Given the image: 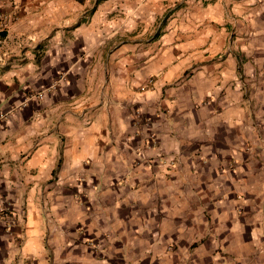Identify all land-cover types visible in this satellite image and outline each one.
Returning a JSON list of instances; mask_svg holds the SVG:
<instances>
[{
    "label": "crops",
    "instance_id": "1",
    "mask_svg": "<svg viewBox=\"0 0 264 264\" xmlns=\"http://www.w3.org/2000/svg\"><path fill=\"white\" fill-rule=\"evenodd\" d=\"M9 3V34L49 44L0 66V205L24 211L0 216V264H264V0ZM181 136L210 140L198 173Z\"/></svg>",
    "mask_w": 264,
    "mask_h": 264
},
{
    "label": "rangeland",
    "instance_id": "2",
    "mask_svg": "<svg viewBox=\"0 0 264 264\" xmlns=\"http://www.w3.org/2000/svg\"><path fill=\"white\" fill-rule=\"evenodd\" d=\"M9 2L13 1V0H7ZM10 7L7 10H0V66L1 67H5V68H11V65L13 64V58L17 56V53L19 52L18 50L21 51V49L25 46L24 49L27 48V44L25 40H30V42H33V44L35 45L34 50H36V59L38 61L39 58H41V56L44 55V51L46 50V47H48L47 45L49 44L48 41H38L37 38L35 40L34 36H25L21 37V36H12L10 33V24L11 22H13V19L16 16V11L13 10V8L11 9V4L9 3ZM88 8L89 6H84V9L81 11L79 9H77V7H69L66 10V14L63 16L64 18L67 19H73L74 23L75 21H78V18H82L84 20H86L87 22H92L93 18L96 20L100 21V24L104 25L102 19H108L109 21L112 20H116L118 21V23H121L122 20L119 18H123L124 14L122 12V10H111V9H107L104 8L102 10H100L99 12H103L102 14H99V16H97V13L92 15L88 13ZM41 12V11H40ZM172 12L170 11V9H167L164 14L161 17V24L165 23L167 18L170 16ZM96 15V16H95ZM114 23V22H111ZM163 24L159 27V29L157 30V34L160 33V30L163 26ZM113 25V24H111ZM107 25H105L104 27H106ZM111 28V27H110ZM155 30V29H154ZM105 32H103L102 34H104ZM115 36V35H114ZM115 39L113 40V37L111 39H109L108 41L113 40L111 43H108L106 45V47L104 48L105 50H109V49H115L118 42L120 43V41H124L127 36L124 35V33L121 32V34H117L116 37H114ZM38 41V42H37ZM31 44L30 46L32 47ZM65 44V43H64ZM63 43H59V42H54L53 45L56 46L58 45L59 47L61 46L62 49L67 48L66 45H64ZM33 48H31L32 50ZM54 49V48H53ZM18 51V52H17ZM23 51V50H22ZM33 52V51H32ZM22 52H20L21 54ZM60 60H59V67H64L68 64H70L74 58L73 56L69 57L67 59L64 58V54H58ZM81 59L84 60H88V58L86 57V53H82L81 55H79ZM52 58H50V61L53 59H56V57L50 56ZM63 57V58H62ZM62 58V59H61ZM96 60H98L99 64L103 67H105V64L107 62V59L105 58V56L103 57H95ZM46 61H48L49 63V59H46ZM53 65V63H52ZM0 67V68H1ZM64 73V72H63ZM63 73H59L54 79H57L58 76L60 77L61 74ZM54 83V82H53ZM3 114V113H0ZM4 115V114H3ZM235 132L233 130H221V131H217L215 135H212L214 137H211V143H215L213 144L215 146V148H223V147H235V146H239V140L235 137ZM209 138H202V137H194L191 140L190 139H185L183 138V136H181L179 138V142H180V153H179V157L184 156L187 158V156H189V160L195 162L196 167L193 168L194 169V173H198V171L201 169V166L204 165L206 163V161L208 160L205 155H203L202 153V148L204 147V145L206 143H208ZM210 142V140H209ZM223 150V149H222ZM188 151L190 152V154H188ZM192 151H195L194 153H192ZM225 155V154H224ZM231 156V158H224L221 159L219 156V154H215V155H210L211 159H216L214 160V162H226L225 164L231 162L232 164L235 162H239V158H237L235 156V154H229ZM207 156V155H206ZM235 158H234V157ZM181 158H179L178 162L181 163ZM176 162V161H175ZM199 165V166H197ZM231 167V166H230ZM233 168V167H231ZM232 172V171H231ZM181 175L183 177H187L185 170L181 171Z\"/></svg>",
    "mask_w": 264,
    "mask_h": 264
},
{
    "label": "built area",
    "instance_id": "3",
    "mask_svg": "<svg viewBox=\"0 0 264 264\" xmlns=\"http://www.w3.org/2000/svg\"><path fill=\"white\" fill-rule=\"evenodd\" d=\"M3 116H4L3 114H0V120H1V118ZM0 216H3L6 220H9V221L11 219L15 223L16 221H19V219H21V220L24 219V211L22 209L21 211L14 212V211H11L8 206H6V205H4V206L0 205ZM12 223L9 222L8 223V226H10Z\"/></svg>",
    "mask_w": 264,
    "mask_h": 264
}]
</instances>
